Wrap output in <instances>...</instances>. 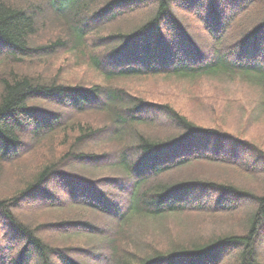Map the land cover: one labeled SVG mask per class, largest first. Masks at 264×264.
I'll return each instance as SVG.
<instances>
[{
	"label": "trees",
	"instance_id": "16d2710c",
	"mask_svg": "<svg viewBox=\"0 0 264 264\" xmlns=\"http://www.w3.org/2000/svg\"><path fill=\"white\" fill-rule=\"evenodd\" d=\"M54 51L102 80L69 84L25 70ZM0 70V264H264V151L123 83L223 77L264 86V0H0ZM86 113L103 121L79 119ZM39 149L38 165L4 173ZM208 167L260 179L227 182L203 176ZM54 179L68 188L67 203L50 198ZM102 185L119 187L123 200ZM39 200L49 201L35 215L16 210ZM61 208L98 212L107 227ZM188 214H231L237 224L143 242L155 222Z\"/></svg>",
	"mask_w": 264,
	"mask_h": 264
},
{
	"label": "rangeland",
	"instance_id": "374dc122",
	"mask_svg": "<svg viewBox=\"0 0 264 264\" xmlns=\"http://www.w3.org/2000/svg\"><path fill=\"white\" fill-rule=\"evenodd\" d=\"M122 25H126V23ZM112 29L113 27L109 29V31ZM50 34L52 35L54 33L51 32ZM50 34L42 33L39 42L45 41ZM25 70H29L31 72L38 71L44 76H51L55 78L58 82L69 84L80 83L87 85L98 83L102 80L92 68L80 61H75L66 53L58 55L57 58L53 60H42L36 67H31L30 69ZM123 83L127 88L139 91L147 100L154 102H166L193 122L203 127L215 128L221 132L230 133L240 139L254 144V146H257L256 148L259 147L264 151V103H261L264 100V86L257 87L238 79L227 80L223 77H205L195 80H187L157 76L125 80ZM78 117H80L79 119L82 121H88L92 124H99L103 121L101 114L96 113H86L79 115ZM59 136L61 135H58V137ZM56 139L58 140L57 137ZM42 155V151L39 149V153L35 151L34 155L30 158L28 157L29 159H27L26 162L23 161L18 163V165L5 167L4 173H6L7 176H10L17 171L16 169L18 166H26L28 164L30 165L29 167L32 166L33 168L38 165L36 163H40V161H42ZM194 169L195 167L185 168L179 171V173H190ZM203 171L205 172L203 173V176L205 175L212 178L217 177L221 180H228L227 182H229V180H237L246 186H257V181L260 179L259 174H255L259 177L258 179L255 175L251 176L246 171L239 174L226 169L209 167ZM92 172L93 171H88L86 174L88 176L92 175V178H103L106 175V177H109L108 175H112L110 173L102 174L100 171ZM177 174L174 173L172 176L177 178ZM169 177L166 176L164 179ZM47 187L51 194L50 198H53L52 200L57 199L60 200V203H67L66 201L69 200V190L63 185L62 181L54 179L49 182ZM256 188H259V186ZM102 189H104V192L109 193V197L115 202L123 200L124 192L120 190L119 187L102 185ZM190 197V200L194 197L195 200L193 199L192 201H196L197 196ZM49 200L51 201V199ZM49 200H39V202L27 201L16 210L22 214L26 213L27 215L24 214L25 216H28L29 214L35 215L38 207L42 206V204H46ZM245 207H247V205L242 204L240 209ZM71 209L65 210L61 208L60 212H57V214L65 217H72L79 216L76 213L81 211L89 214L92 219L96 220L99 228L107 227L106 224L108 222L104 215L88 210ZM239 211H237L235 215L240 216L238 213ZM194 216L200 215L188 214L186 215V222H179V219L176 217H172L161 222H155L153 226L148 228L150 237L145 233L147 239L142 240L143 242L148 243L151 239L153 242L162 246L166 243V239L173 237L183 238L186 236H200L203 233L208 236L222 232L221 228H224L225 231H232L235 228V224H237V221L232 219L233 217L231 214L212 216L210 218H205L206 216ZM149 224L150 220H145L142 225L148 226ZM152 228L157 229L154 230L156 231L155 233L152 232ZM47 233L50 234L53 239V244L61 245L59 243V235H55V233L51 231ZM262 251H264V247L262 248Z\"/></svg>",
	"mask_w": 264,
	"mask_h": 264
},
{
	"label": "bare ground",
	"instance_id": "6f19581e",
	"mask_svg": "<svg viewBox=\"0 0 264 264\" xmlns=\"http://www.w3.org/2000/svg\"><path fill=\"white\" fill-rule=\"evenodd\" d=\"M50 33H51V32H50ZM50 33H49V34H50ZM48 38H51V34L49 35ZM55 58H57V54H56L55 51L52 52V53H51L49 56H47V57H42L43 60H46V59L53 60V59H55ZM38 64H40V63H38Z\"/></svg>",
	"mask_w": 264,
	"mask_h": 264
}]
</instances>
